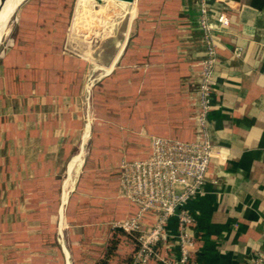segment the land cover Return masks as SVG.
Masks as SVG:
<instances>
[{"label": "crops", "instance_id": "crops-1", "mask_svg": "<svg viewBox=\"0 0 264 264\" xmlns=\"http://www.w3.org/2000/svg\"><path fill=\"white\" fill-rule=\"evenodd\" d=\"M30 1L19 8L13 43L0 57V264H94L114 224L135 211L118 197L117 170L109 168L145 158L152 135L195 138L205 57L199 1L137 0L127 42L101 45L98 58L112 74L96 98L111 96L113 132L105 143L117 146L118 159L92 151L75 193L66 203V182L60 205L59 176L82 162L81 150L72 153L82 125L83 64L61 54V18ZM251 1L207 0L218 57L207 130L224 161L212 160L202 194L186 204L196 236L187 264H249L258 255L264 264V6ZM223 8L229 26L217 25ZM117 13L111 7L110 17ZM157 254L148 264L177 259V242Z\"/></svg>", "mask_w": 264, "mask_h": 264}, {"label": "built area", "instance_id": "built-area-1", "mask_svg": "<svg viewBox=\"0 0 264 264\" xmlns=\"http://www.w3.org/2000/svg\"><path fill=\"white\" fill-rule=\"evenodd\" d=\"M107 1H112L111 7L115 6L118 13L105 22L117 15L127 14L126 11L124 15L121 13L117 8L118 4L122 7L136 4V0L130 2L79 0L78 4L84 8L86 16H97L95 19L99 23L96 30H93L94 33L98 34L102 31L101 28L105 24H100L101 20L97 12L109 11ZM198 1L199 26L205 44V57L200 63L194 108L195 138L190 141H181L152 135L148 140V154L145 158H122L117 168V195L135 206L132 214L114 224V229L120 228L126 234L133 235L137 241L131 264H148L151 260L158 258V247L167 246L173 239L177 242L179 255L175 260L163 259L162 262L164 264L188 263L196 248V236L192 230L194 219L187 211L186 204L202 194L212 160L217 159L220 164L224 161L219 147L212 141L207 130L208 114L213 107V95L217 85L215 68L218 57L214 40L216 29L208 18L207 0ZM96 6L100 11L95 12ZM133 12L134 15L131 17ZM128 14V24H130L135 16V8L133 7ZM90 20L91 18L83 20L82 25L87 32L92 33V29L85 25V21ZM216 22L218 26L230 25L231 19L224 8L217 11ZM172 221L174 230L170 228ZM262 262L261 256L258 255L251 259L249 264H262Z\"/></svg>", "mask_w": 264, "mask_h": 264}, {"label": "rangeland", "instance_id": "rangeland-1", "mask_svg": "<svg viewBox=\"0 0 264 264\" xmlns=\"http://www.w3.org/2000/svg\"><path fill=\"white\" fill-rule=\"evenodd\" d=\"M29 0H23L21 4L15 11V14L12 16L9 24L1 33L0 36V57L3 55V52L10 48L13 43V37L15 36V30L17 26V16L19 13V8L23 5V3ZM12 3L11 0H5L0 6V12L4 5L7 3ZM31 3H37L35 9L38 11L45 10L49 15L59 16L61 20L58 22L63 25V32L61 39H57V44L59 45V49L61 54L74 57L82 62L83 67V76H82V84H81V96L78 101L79 111L81 113V129L80 133L77 137L76 145L73 148L72 158L77 155L80 150L83 152L82 162L79 167H72V171L70 174L59 176V205L63 201L64 192L67 190V199L66 203L69 202V199L73 193H75L77 186L79 184V180L81 178L82 172L85 168V165H88V160L90 157V153L94 151L93 156H96L95 153L106 154L111 153V161L115 162L118 159V155L115 153L113 148L115 149L114 143L113 145L107 144L105 142L111 138L113 128H112V120H111V105L110 100L111 96L105 97V99L101 98L98 100L96 98L97 91L100 90L102 86V82L111 77L112 72L107 74V71L110 70V64L101 65V58H98L100 54V47L105 42H119L118 48L122 46L123 42L130 38L132 32H126V28L128 25L129 11L132 8H135V16L131 23V28L135 24L138 17V5L137 0L136 4L133 6L128 5L127 7H122L118 3L117 8L123 13L126 11L127 14L124 16L117 15L113 17V19L108 20L111 16V2L107 1V6H109V11L104 10L103 15L102 12H97L98 17H100L101 23L104 24L102 26V31H99L97 34L94 33L93 30H96L97 16L88 15L85 13L84 8L79 6V0H32ZM115 3V2H114ZM113 6V4H112ZM115 7V6H114ZM113 8V7H112ZM86 9V8H85ZM98 9V10H97ZM102 9V8H101ZM95 12L100 11L96 6L94 7ZM96 14V15H97ZM105 15V16H104ZM90 16V17H89ZM94 17V18H93ZM85 21V25L89 26L90 30L92 29V33L87 32L85 27L82 25L83 20ZM90 23V24H89ZM99 24V25H100ZM101 26V25H100ZM132 31V29H131ZM117 48V49H118ZM100 60V61H99ZM107 68H109L107 70ZM103 107V109L101 108ZM100 108V110H99ZM98 109V110H97ZM89 124V135L85 142H82V137L84 131L86 129V125ZM88 127V126H87ZM103 138V141L100 144H95V139ZM115 153V154H114ZM97 167L103 166V160H99L95 162ZM94 163V164H95ZM93 164V163H92ZM117 167H110L108 171L111 174H115ZM116 175V174H115ZM114 176V175H113ZM100 177H94V180H97ZM72 182V187H67L65 190L66 182ZM63 215V214H62ZM116 229V228H115ZM114 231V228H113ZM112 235V234H111Z\"/></svg>", "mask_w": 264, "mask_h": 264}, {"label": "trees", "instance_id": "trees-1", "mask_svg": "<svg viewBox=\"0 0 264 264\" xmlns=\"http://www.w3.org/2000/svg\"><path fill=\"white\" fill-rule=\"evenodd\" d=\"M251 5L255 8H261L264 6V0H252ZM136 248L135 237L126 234L120 228H116L107 242L104 255L94 264H131L132 255Z\"/></svg>", "mask_w": 264, "mask_h": 264}, {"label": "bare ground", "instance_id": "bare-ground-1", "mask_svg": "<svg viewBox=\"0 0 264 264\" xmlns=\"http://www.w3.org/2000/svg\"><path fill=\"white\" fill-rule=\"evenodd\" d=\"M12 3H7L6 5H4V7L2 8L1 12H0V27L2 25V23L6 20V18H8V16L11 14V11L16 8L21 2L22 0H11ZM4 30L0 31V36L1 33ZM80 161L77 162L76 166L79 164Z\"/></svg>", "mask_w": 264, "mask_h": 264}, {"label": "water", "instance_id": "water-1", "mask_svg": "<svg viewBox=\"0 0 264 264\" xmlns=\"http://www.w3.org/2000/svg\"><path fill=\"white\" fill-rule=\"evenodd\" d=\"M5 0H0V6L2 5V3L4 2ZM97 2H100V0H96ZM122 1H127V2H130V1H133V0H122ZM21 4V3H20ZM19 4V5H20ZM18 5V6H19ZM18 6L16 8H14L12 11H11V14L8 16V18H6V20L2 23L1 27H0V31L4 30L7 25L9 24L12 16L15 14V11L16 9L18 8Z\"/></svg>", "mask_w": 264, "mask_h": 264}]
</instances>
